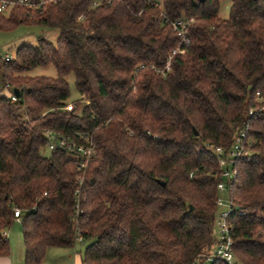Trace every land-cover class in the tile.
<instances>
[{"label": "trees", "instance_id": "trees-1", "mask_svg": "<svg viewBox=\"0 0 264 264\" xmlns=\"http://www.w3.org/2000/svg\"><path fill=\"white\" fill-rule=\"evenodd\" d=\"M32 1L0 13V32L59 38L0 64V257L19 209L25 264L79 238L83 264H205L220 182L205 145L228 148L247 130L229 223L236 264H264V0H230L228 20L223 0ZM182 19L184 38L172 26ZM47 66L57 77L26 75ZM49 132L92 139L85 172L75 151L48 149Z\"/></svg>", "mask_w": 264, "mask_h": 264}, {"label": "built area", "instance_id": "built-area-1", "mask_svg": "<svg viewBox=\"0 0 264 264\" xmlns=\"http://www.w3.org/2000/svg\"><path fill=\"white\" fill-rule=\"evenodd\" d=\"M45 1H49L51 3H57L59 0H42L41 5L44 4ZM17 5H22L26 7L33 8L35 4L32 0H0V13L6 14L11 9H13ZM192 21V20H190ZM189 21L187 20H179L172 23L174 30L178 33V35L182 38L186 36V27ZM188 44V42H187ZM177 50H175L172 55L177 54ZM184 52V51H181ZM13 59L9 53H2L0 50V64L8 63ZM172 66L171 58L167 63L166 71H170ZM2 92L0 91V95ZM259 96V94H257ZM12 101H16V96L11 97ZM72 109V104L67 107V110ZM253 112L250 111V114ZM48 136V149L50 151L55 150H65L71 149L76 153V163L78 166L79 172H85L91 162L94 160L96 156V151L92 139L90 137H84L82 139L83 143H77L71 137L64 136L62 134L49 132ZM251 142L248 138L247 130H242L238 133H235L233 137L232 145L228 148L225 147H216L211 144L205 145V150L211 153L218 164L219 169V179L220 182L217 186L219 195L216 200V205L218 210L223 207H228V210L222 211L218 214V220L216 219L217 224V242L216 246L212 250L211 253L203 256V263L205 264H214L217 262H222L224 264H236V259L233 252L234 240L232 236V228L229 223L230 214L234 209L233 205L229 200L225 202L221 197V193H227V187L230 183L236 179L237 173L234 170V165L238 158L242 157L243 154L250 148ZM80 186L83 185V179L79 180ZM76 195H79V191L76 192ZM237 211V210H236ZM240 214H243L240 212ZM17 221L20 220L21 211L19 209L15 210L14 213ZM83 241L79 238L76 244H82Z\"/></svg>", "mask_w": 264, "mask_h": 264}, {"label": "rangeland", "instance_id": "rangeland-1", "mask_svg": "<svg viewBox=\"0 0 264 264\" xmlns=\"http://www.w3.org/2000/svg\"><path fill=\"white\" fill-rule=\"evenodd\" d=\"M230 0H223L220 6L219 17L223 20H228L230 17V8H231ZM59 38V32L57 30H51L41 26H20L18 29L12 32L1 33L0 32V50L2 53H9L11 56H15L17 50L24 45L36 46L39 43L40 39H43L52 44H56ZM26 75L31 77H57V71L54 66L47 67H38ZM67 80L70 84L71 97L70 102H74L79 99V94L75 87V77L73 74L67 76ZM49 155L50 151L45 152ZM220 197L227 202L229 200L227 198L226 193H221ZM228 210V207H223L218 210V214L222 211ZM218 214L216 219L218 220ZM217 224L215 226V233L217 235ZM8 232L11 233V247L14 253V256L17 257L18 254L22 251L23 247V239H22V227L19 222L15 223V225L8 229Z\"/></svg>", "mask_w": 264, "mask_h": 264}, {"label": "crops", "instance_id": "crops-1", "mask_svg": "<svg viewBox=\"0 0 264 264\" xmlns=\"http://www.w3.org/2000/svg\"><path fill=\"white\" fill-rule=\"evenodd\" d=\"M17 222L21 224L20 221ZM4 234L9 239L11 244L12 234L9 233L8 230L5 231ZM86 246L87 244L82 243V244H76L73 248H50L46 253L44 264H83L82 255L85 251ZM0 264H25L24 243H23L22 251L20 252V254H18L17 257L14 256L11 247V253L9 256L0 257Z\"/></svg>", "mask_w": 264, "mask_h": 264}, {"label": "water", "instance_id": "water-1", "mask_svg": "<svg viewBox=\"0 0 264 264\" xmlns=\"http://www.w3.org/2000/svg\"><path fill=\"white\" fill-rule=\"evenodd\" d=\"M200 2H204L205 0H199ZM17 96H20V92L18 90L14 91ZM236 210H240L239 208H236Z\"/></svg>", "mask_w": 264, "mask_h": 264}]
</instances>
